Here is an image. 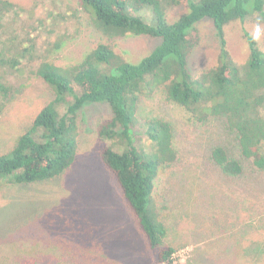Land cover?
<instances>
[{"label":"rangeland","instance_id":"1","mask_svg":"<svg viewBox=\"0 0 264 264\" xmlns=\"http://www.w3.org/2000/svg\"><path fill=\"white\" fill-rule=\"evenodd\" d=\"M11 1L24 9L18 23L36 28L32 35L37 36L40 57L34 67L44 61L71 67L101 43L111 44L123 60L138 63L162 43L150 36L109 39L80 0ZM186 12L185 5L172 7L167 20L174 23ZM141 14L152 23L149 10L148 17L145 11ZM196 26L201 43L189 59L195 77L214 67L220 53L212 20ZM225 33L228 50L239 64L250 55L247 33L264 50V22L259 18L233 21ZM30 70L8 79L14 90L0 113V154L14 147L54 98L46 82ZM153 90L140 97L136 115L141 123L161 119L173 128L176 159L161 169L155 182L169 232L165 244L178 248L172 264L260 262L264 257L255 250L264 248V171L242 158L236 135L223 119L198 123L185 108L168 102L163 91ZM111 117L107 103H88L78 113L80 137L72 167L50 181L0 191V264L154 263L156 254L101 157L107 142L99 127ZM134 132L143 146L140 130L135 127ZM216 146L244 161L241 175H228L213 161Z\"/></svg>","mask_w":264,"mask_h":264},{"label":"trees","instance_id":"2","mask_svg":"<svg viewBox=\"0 0 264 264\" xmlns=\"http://www.w3.org/2000/svg\"><path fill=\"white\" fill-rule=\"evenodd\" d=\"M80 3L109 39L150 36L162 39V43L138 63L123 60L111 44L101 43L71 67L49 61L34 67L40 57L37 36L32 35L36 28L18 23L24 11L21 6L0 0V113L13 95L9 77L28 69L54 93L53 100L40 110L14 147L0 154V191L63 175L77 158L79 111L88 103H107L112 117L99 127V136L107 142L102 160L117 179L156 254L153 264H172L178 248L165 244L169 232L159 209L155 182L161 169L176 159L173 128L161 119L141 123L136 115L139 99L153 89L161 90L168 102L185 108L198 123L223 119L236 135L242 158L264 171V50L247 33L250 55L239 64L228 50L225 33L233 21L255 17L264 22V0ZM179 5H185L187 12L169 23L168 10ZM148 10L152 23L141 14L145 11L148 17ZM206 18L214 25L220 53L214 67L195 77L189 59L201 43L196 25ZM135 127L141 132L143 146L135 139ZM211 155L224 173L238 176L244 172V161L230 155L223 146L214 147ZM255 251L264 257V248ZM255 264H264V258Z\"/></svg>","mask_w":264,"mask_h":264},{"label":"clouds","instance_id":"3","mask_svg":"<svg viewBox=\"0 0 264 264\" xmlns=\"http://www.w3.org/2000/svg\"><path fill=\"white\" fill-rule=\"evenodd\" d=\"M257 32H259V29H257Z\"/></svg>","mask_w":264,"mask_h":264}]
</instances>
